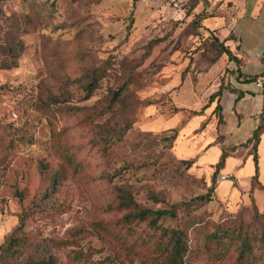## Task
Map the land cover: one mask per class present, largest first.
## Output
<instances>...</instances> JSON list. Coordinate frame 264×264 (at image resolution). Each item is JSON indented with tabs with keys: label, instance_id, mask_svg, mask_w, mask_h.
<instances>
[{
	"label": "rangeland",
	"instance_id": "obj_1",
	"mask_svg": "<svg viewBox=\"0 0 264 264\" xmlns=\"http://www.w3.org/2000/svg\"><path fill=\"white\" fill-rule=\"evenodd\" d=\"M98 3L0 0V264H37L44 257L53 264H164L159 252L130 248L148 236L146 224L135 226L126 244L95 229L102 220L119 231L126 213L117 210V198L146 209H173L177 217L163 219L166 227L201 222L190 228L196 237L212 233L229 217L213 198L210 178L173 156L172 138L142 130L150 104H171L180 82L195 83L222 56L214 36L199 20L134 30L132 21L117 38L101 20ZM124 85L125 96L111 107L113 91ZM40 102L55 109L53 124L34 108ZM79 107L89 108L90 118L75 115ZM128 126L123 142L109 153V136ZM53 130H65L69 137L63 145L85 163L69 172L58 195L50 194L62 164ZM25 133L32 144L20 140ZM12 140L15 146L9 148ZM236 216L252 221L251 210ZM257 219L254 228H264V210ZM19 229L31 242L15 257L2 255Z\"/></svg>",
	"mask_w": 264,
	"mask_h": 264
},
{
	"label": "crops",
	"instance_id": "obj_2",
	"mask_svg": "<svg viewBox=\"0 0 264 264\" xmlns=\"http://www.w3.org/2000/svg\"><path fill=\"white\" fill-rule=\"evenodd\" d=\"M183 1L182 9L176 11L169 0H99L97 10L117 38L126 34L128 17L134 10L133 30L199 20L207 34H213L229 49L232 57L224 53L199 74L195 83L180 82L171 93V104L149 106V119L142 130L172 138L173 156L180 161H194L195 168L210 180L227 152L217 176L216 199L232 214L253 205L263 211L264 128L257 146L258 174L254 142L249 141L264 124V89L256 85L257 78H264V0H193L192 10L184 8L190 0ZM174 88L171 85L170 89ZM220 89L221 96L210 102ZM218 104L221 122L215 114ZM222 176L227 178L223 180Z\"/></svg>",
	"mask_w": 264,
	"mask_h": 264
},
{
	"label": "trees",
	"instance_id": "obj_3",
	"mask_svg": "<svg viewBox=\"0 0 264 264\" xmlns=\"http://www.w3.org/2000/svg\"><path fill=\"white\" fill-rule=\"evenodd\" d=\"M185 2H183L184 4ZM195 2L190 0L184 5V8L192 10ZM134 10L131 11L128 20L132 23ZM113 21L119 19H112ZM130 25L127 26V28ZM130 29V28H129ZM213 35V34H211ZM214 36V35H213ZM214 41L219 45L222 54L226 53L232 57L231 52L226 48L216 37H213ZM95 87L91 88L92 90ZM90 91V94L92 92ZM127 86L124 85L113 91L111 97V107L114 106L118 101H120L126 93ZM221 89L217 91L214 95L210 97V102H212L216 97L221 96ZM150 104L149 106H151ZM210 103L205 105L204 108L208 107ZM34 108L41 111L45 116L48 117L51 124H53L52 119L56 117L55 109L51 104L40 102L34 105ZM89 108H77L75 109V115L84 116L90 118L91 115H86L89 113ZM179 111V109H174V112ZM200 112H193V114H200ZM215 114L219 115V121L221 122V106L217 105L215 109ZM89 120V119H88ZM264 120V113H263ZM86 125H92V121L84 120ZM264 128V124H261L258 129L254 132L253 137L250 139L249 143L254 142V160L257 166L258 174V155L257 146L260 142V132ZM130 130V127H126L124 132L117 135L109 136L110 142L107 147L109 148V153L112 152L114 146L121 144L124 140V134ZM65 132V130H63ZM63 131L53 130V147L62 164L57 170L52 178L51 182V195H58L62 192L65 186V182L68 179L70 171L76 172L80 167L84 168L85 163L78 157V152L73 150L68 146L63 145V141H68L69 135L63 133ZM29 136L27 133L23 134L20 138L22 142L32 144L28 141ZM173 142V139H171ZM15 141L12 140L9 144V148H13ZM228 153L224 152L220 162L215 167V172L212 176V185L210 191L214 195V191L217 183V176L220 170L224 167ZM188 164H193L194 161H186ZM257 178V176H256ZM264 189V188H263ZM216 199L215 195L213 196ZM218 204L222 203L216 199ZM117 206V210L125 212L126 215L120 219L117 227L119 231H116L111 227L110 222H105L102 220L97 221V225L94 226L96 230L103 233L105 236L111 237L117 243L126 244L130 232H134V227H140L142 224H146L149 227L150 233L148 236L142 238L139 243H134L130 248H133L134 252L140 254H149L152 250L154 252H159L160 256L163 257L164 264H195L198 258H208L210 261H224L231 260L235 264H264V228H254V224L258 225V216L260 211L253 205L250 208L243 207L237 213H228L229 217L224 219L219 223L214 231L208 235L194 236L190 232V228L194 230L196 227L201 226V222L192 221L190 226L184 225V227H166L161 222L165 218L175 219L177 217L176 212L173 209H146L141 207L133 200L117 198L114 201ZM224 207V205H223ZM245 210L252 211V221L250 223H245L243 219H237L236 215H242ZM236 216V217H234ZM25 233V232H24ZM149 241H154L153 246L150 247V251L145 253L147 247L149 248ZM30 239L27 234L20 235V229L13 232V234L8 239L7 243L1 248L2 255L6 254L8 257H15L20 253L22 247L30 243ZM37 264H53L52 258H40Z\"/></svg>",
	"mask_w": 264,
	"mask_h": 264
},
{
	"label": "built area",
	"instance_id": "obj_4",
	"mask_svg": "<svg viewBox=\"0 0 264 264\" xmlns=\"http://www.w3.org/2000/svg\"><path fill=\"white\" fill-rule=\"evenodd\" d=\"M171 7L176 10V11H180L182 9L183 6V0H169ZM256 85L258 88L260 89H264V78L263 77H259L256 79ZM226 176H222V179H226Z\"/></svg>",
	"mask_w": 264,
	"mask_h": 264
}]
</instances>
